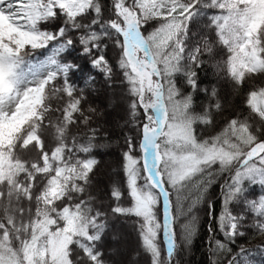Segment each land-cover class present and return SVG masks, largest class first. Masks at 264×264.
Wrapping results in <instances>:
<instances>
[{
    "label": "clouds",
    "instance_id": "1",
    "mask_svg": "<svg viewBox=\"0 0 264 264\" xmlns=\"http://www.w3.org/2000/svg\"><path fill=\"white\" fill-rule=\"evenodd\" d=\"M240 5L241 0H152L150 7L137 0V6L132 8L118 3L116 15L120 19L107 20L98 30L86 34L91 48L84 47L83 53L94 57L91 66L99 69L101 83L109 88L112 84L119 86L121 98L110 100L112 111L119 113L114 119L123 123L133 122L128 128H123V124L118 128L123 131L125 139L120 148L124 167L117 173L119 190L110 183L108 195L128 198V208L135 213L130 220L145 229L140 232L141 247L145 236L151 241L147 247V264H182L199 235L196 206L210 201L212 189L222 180L229 187L236 188L232 181L240 179L242 167L252 166L250 157L253 152L264 160V111H254L248 104L252 95L264 93V71L259 73L261 82L244 91L243 106L248 112L243 121L239 115L233 116L223 128L211 135L202 133L205 128L214 127L213 113L204 109L198 114L194 104L184 105L181 110L176 99L177 96L182 99L192 96L193 90L184 92L183 87L195 84L192 78H198V69L215 70L217 66L225 68V76L232 81L230 87L244 89L245 81L232 72V65L247 49L256 24L248 27L249 9ZM50 8V5L46 8L45 16L55 17ZM95 11L100 12L99 5ZM73 15L69 13V16ZM91 23L96 24L97 21L94 19ZM30 25L39 39L28 43L14 41L13 53L20 63L46 55L49 42L55 45L56 37L65 33L63 27L56 30L55 35L41 31L34 20H30ZM78 40L79 43H87L83 36ZM65 43L72 46L76 41L66 37ZM246 59L247 71L253 76L257 75V69H264V61L256 60L255 51ZM75 68H79V64ZM39 90V87L29 89L24 86L23 93L17 97L20 107L31 101ZM214 107L219 110V102ZM89 111L100 120L108 119L103 107L99 111L95 108ZM153 111L157 114L155 120ZM92 118L86 116L81 123ZM252 124L256 125V131L251 130ZM229 130L235 137L231 141L227 136ZM135 135H138L137 143L132 139ZM59 151V147L55 148L53 155ZM149 152L152 153V165L147 160ZM225 152L232 157L228 163L224 161ZM130 160L136 162L131 171L127 169ZM88 163L91 162H86L85 168ZM36 170L47 171L48 166L45 164L43 169ZM60 172L57 169L54 176L50 175L46 186L36 196V200L45 205L42 213L44 223L51 227L47 232L41 229V239L35 228L28 234L24 227L17 228L11 219L0 224L4 229L0 236V264H128L119 253L104 259L99 248L81 242L80 237L86 235L83 228L76 232L67 230L65 214L68 205L63 201L65 198L71 200L72 193L67 185L58 187ZM27 188H31V183ZM73 188L78 195L84 194L82 186L76 188L73 185ZM28 198L31 199V193H28ZM182 200L187 201L189 215L181 220L178 227L170 229L173 202ZM260 200L264 207V196ZM76 207L80 208V204ZM251 210L255 211V207ZM113 211L118 212L119 208H113ZM96 218V215L92 216V219ZM59 221L64 223L61 225ZM259 224L264 230V212ZM235 227L233 224L232 228ZM10 233L14 239H10ZM161 234L163 248L160 247ZM50 238L63 240L58 260L42 258ZM173 239L177 241L175 254ZM216 243L225 249L226 254L231 252L227 244ZM133 255H140V252ZM137 264L142 262L137 261ZM222 264H231V261L226 260Z\"/></svg>",
    "mask_w": 264,
    "mask_h": 264
},
{
    "label": "trees",
    "instance_id": "2",
    "mask_svg": "<svg viewBox=\"0 0 264 264\" xmlns=\"http://www.w3.org/2000/svg\"><path fill=\"white\" fill-rule=\"evenodd\" d=\"M135 2L136 0H92L90 9L85 14L71 19L66 14L58 12L55 18L45 24V29L53 33L63 27L65 33L62 35V39L71 37L76 41L71 46L69 53L63 56L64 63L69 64L71 68L67 74L58 75L46 86L44 110L41 112V117H35L25 123L22 129L15 133L11 145L0 149V224H5L11 219L17 228L24 227L28 234H31L34 228L38 236H41V229L47 232L51 226L44 223L45 218L42 213L45 205L42 201H37L36 196L46 186L49 176H54L56 170L60 169L58 187L67 185L68 190L72 193L71 200L65 198L63 201L68 205V211L65 214L67 230L76 232L83 228L86 235L80 237L81 242L95 246L101 251L104 250V238L106 243L110 228L119 217L130 223L134 231H145V229L140 228L139 224L130 220L135 216V213L129 210V201L126 196L118 198L107 195L108 209L119 208L118 212L113 211L115 215H111L110 210L103 212L104 208L100 204L95 205L92 202L93 197L90 196L88 189H90L95 173L101 165L103 155L106 153V146L113 145L111 142L114 143L117 138H107L101 131L97 130L96 127H99L96 125L97 122L92 123L94 117L86 123H81L86 116L93 115L89 111L90 108H94L90 107V103L99 97L98 88L105 86L101 83V77L98 75L99 69L91 66V60L94 57L90 53H83L84 47L91 48V42L88 41L86 34L98 30L99 26L107 20L120 19L116 15L118 3L122 7L131 8ZM97 5L100 7L99 13L95 11ZM240 6H247L249 9L248 27L251 28L253 23L256 24L255 29L252 30L251 42L247 49L243 51L241 58L236 59L232 65V72L245 81L244 89L230 87L232 81L225 76V68L217 66L216 68L223 73L225 86L221 87L220 84L216 83L217 76L213 75V69H198V78H192L195 80V84H188L183 87L184 92L192 89V96L184 99L180 96L176 97L178 107L181 110H183L184 105L194 104L198 114L203 113L204 109L213 113L214 127L212 129L205 128L202 133L204 135H211L212 132L223 128L233 116L239 115L243 121L248 112V109L243 106L244 91L261 82L259 73L264 69H257V75L253 76L247 71L248 61L246 57L255 51L256 60L264 61V15L255 21L254 17L258 13H262L261 9L258 10L256 6L249 4H241ZM94 19L97 21L96 24L91 23ZM77 24L79 27L76 26ZM81 36L87 43H79L78 38ZM16 61H18L16 57L2 53L0 55V94L12 92L16 87L15 74L21 70H16L13 67ZM76 64H79V68L74 69ZM110 88H119V86L115 87V84H112ZM233 93L235 97L231 95ZM217 102L220 104L219 110L214 107ZM248 104L254 111H264V93L258 92L252 95L248 98ZM64 111L65 127L63 134L57 143L49 145L45 139V130L49 129L51 125H55L59 115L61 116ZM78 123L80 124L77 125ZM251 130L256 131L255 124H252ZM227 136L230 141L235 138L231 130ZM118 137L121 140L124 139V135ZM132 139L134 143H137L138 135L133 136ZM124 143L125 139L122 143L114 144L120 146ZM21 144L24 146L21 147ZM57 147L60 151L54 156L53 151ZM117 154L123 169L124 165L121 161L123 152L119 149ZM253 155L252 153L251 157ZM89 161L91 163H88L87 168H85L86 162ZM251 163V167L241 168L242 175L238 181H232L236 188L229 187L222 180L217 187L212 189L211 200L205 202L203 206H196L199 216V235L194 240L191 251L185 255L187 264H222L226 260L232 261L235 258H240L241 252L245 249L254 250V254L249 255L250 258L264 262V230L260 228L259 224L261 214L264 212L260 200V197L264 196V160L261 159L260 155L251 160ZM45 164L48 166L47 171L36 170L43 169ZM33 165L35 168L32 167ZM246 172L249 174H245ZM85 173H87L86 178ZM29 183H31V188H27ZM73 185L76 188L82 186L84 194L78 195ZM115 189L119 190V186ZM28 193H31V199L28 198ZM81 201L83 202L81 203ZM77 204H80V208L76 207ZM12 205L17 208L12 210L10 208ZM60 206L63 207V204ZM253 207H255V211L251 210ZM20 209L24 211L21 212ZM122 213H124V218L121 217L123 216ZM172 213L171 228L178 227L181 220L189 215L187 201L182 200L179 203L174 201ZM234 214H242L241 223L247 225L242 227V232L239 234H230L229 217ZM93 215H96L97 218L92 219ZM59 223L62 225L64 221H59ZM3 231L4 229L0 228V236H2ZM90 237H98V239L90 240ZM10 239H14L12 233H10ZM160 241V247L163 248L162 234ZM217 241H220L221 244H227L231 252L226 254L225 249L220 247L216 243ZM172 243L175 254L177 241L173 239ZM39 244L40 241H38V246ZM48 246L49 240L45 244L46 251L42 258L51 260ZM138 248L140 249V247ZM142 252L144 257L148 259L147 251L143 249ZM102 253L103 256L105 255L103 258H106V252L104 254L102 251Z\"/></svg>",
    "mask_w": 264,
    "mask_h": 264
},
{
    "label": "rangeland",
    "instance_id": "3",
    "mask_svg": "<svg viewBox=\"0 0 264 264\" xmlns=\"http://www.w3.org/2000/svg\"><path fill=\"white\" fill-rule=\"evenodd\" d=\"M256 1H258L259 4L261 3L260 9L264 14V0H241V3L251 4ZM141 3H143L146 7H150L152 0H141ZM49 5L51 6L50 10L55 13L59 10L67 15H69V13H73L74 15L71 17H75L89 11L91 0H0V49L2 48L6 52L12 53L14 41L23 40L25 43H28L32 40H38L39 37H37L32 31L30 20H34L41 31H47L43 28L42 23L50 17L45 16V10ZM136 6L137 0L133 3L131 8ZM83 30L85 31V29ZM49 47H52L51 54L53 58H48L44 62L46 65L40 64L41 66L37 67L36 70L28 71L22 79L21 84L18 86L17 91L13 95H3L0 97V148H5L11 145L15 133L21 128L29 116L35 115L38 112V109L43 102L42 93H40V91L31 101H26L24 107H20L17 102V97L23 93L24 86L29 89H35L37 87L40 88L43 82L53 77L52 72H54L58 66L55 56L65 51L67 45L61 44L60 42L52 45L51 42H49ZM222 74V71L217 68L213 70V75L217 76L216 83L220 84L221 87H223V83H225ZM116 86L117 85L115 84V87ZM40 90L42 91V89ZM113 91H115V95H112ZM97 93H100V98L91 101L92 103H90V107H94L97 111L103 107L108 113V119L106 121L100 120L93 114L92 117H94V119L92 120V123L94 121L97 122L96 125H99V127H96L97 130L101 131L107 138H117L114 140V143H122L124 139L121 140L118 136H123L124 133L123 131L118 130V128L121 124H123V128H128V125L133 122L128 121L127 123H123V121L114 119V117L119 116V113H114L112 111L110 107V100H119L121 98L119 88H109L105 86L99 87ZM231 95L235 97L234 93ZM64 115L65 111L61 116L59 115L55 125H51L49 129L45 130V139L49 145L57 143L59 137L63 134L65 127ZM156 115L155 111H153V120H155ZM79 124L80 123L77 125ZM128 130L131 131V129ZM111 143L113 145L106 146V153L103 155L100 163L101 165L95 173L96 175L90 185V189H87L90 190V196L93 197L92 202L95 205L100 204L104 208V210H102L103 212H108V210H110L111 215H115L113 213V208L108 209L107 205L109 203L106 201L108 198L109 184L111 183L113 188L119 186L117 173L122 172L123 169L122 164L120 165L117 151L123 145L121 144L120 146H117L113 142ZM254 154L256 157L260 156L256 152H254ZM231 159V154L225 152V163H228ZM147 160L149 165L153 164L151 152L147 154ZM135 167V160L127 162V169L129 171ZM247 173L249 174V172H246L245 174ZM10 208L14 210L17 207L12 205ZM122 214L123 216L121 217L124 218V213ZM242 220V214H234L229 217L231 227L230 234H239L242 232V227L246 225V223L245 225L241 223ZM171 222L172 217L170 220V229ZM233 224L236 225L234 229L232 228ZM131 226L132 225H130V223H127V221L122 220L120 217L116 219L115 223L110 228L109 234L107 235L108 241L105 243V238L103 241L105 246H103L104 250L102 251H104V254L105 252L107 254V257L104 259H110L119 253L121 258L128 261V264H137V261H141L142 264H147V258L144 257L142 250L145 249L147 251L148 244L151 241L147 236H145L143 238L144 247L141 248L140 232H136V230L134 231ZM109 239L111 243L109 242ZM138 247H140V249ZM62 250V239H49L48 253L51 260H58ZM134 252H140V255L134 256ZM252 254H254V250L245 249L241 252V257L233 259L231 264H264L263 261L253 260L250 258L249 255ZM103 257H105V255ZM186 261L187 257L182 261V264H187Z\"/></svg>",
    "mask_w": 264,
    "mask_h": 264
},
{
    "label": "bare ground",
    "instance_id": "4",
    "mask_svg": "<svg viewBox=\"0 0 264 264\" xmlns=\"http://www.w3.org/2000/svg\"><path fill=\"white\" fill-rule=\"evenodd\" d=\"M98 98H100V95H99V97ZM99 100V99H98Z\"/></svg>",
    "mask_w": 264,
    "mask_h": 264
}]
</instances>
